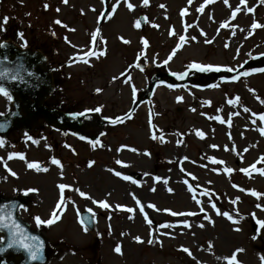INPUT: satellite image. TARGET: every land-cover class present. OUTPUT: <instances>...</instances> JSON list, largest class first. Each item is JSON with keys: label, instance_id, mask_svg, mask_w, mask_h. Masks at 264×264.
<instances>
[{"label": "rangeland", "instance_id": "374dc122", "mask_svg": "<svg viewBox=\"0 0 264 264\" xmlns=\"http://www.w3.org/2000/svg\"><path fill=\"white\" fill-rule=\"evenodd\" d=\"M104 5L103 0H0V43L11 40L47 52L54 72L64 71L59 93L80 111L88 107L84 130L101 134L95 148L72 135L64 144L57 131L39 120L27 133L19 129L0 137V192L30 197L21 215L49 240L47 264H264V4L149 0L145 6L143 0H111L108 5L115 11L101 23ZM140 14L147 16L144 28L135 26ZM57 20L64 24L56 26ZM254 23L260 27L253 28ZM70 24L73 43H66L63 27ZM75 53L79 59L67 67ZM192 63L221 71L200 72L188 67ZM159 71L187 74L176 87L167 79L158 82L161 97L155 91L129 118L98 128L94 117L129 113ZM231 72L236 79L229 78ZM98 107L100 112L94 110ZM10 108L11 101L0 94V113ZM53 158L62 168L52 164ZM89 162H94L91 167ZM28 163L48 171L29 169ZM252 168L258 179L249 174ZM60 184L69 186L62 203ZM100 201L109 207H100ZM84 210L95 217L93 230L81 222ZM53 212L58 218L52 225L37 226L35 217L47 220Z\"/></svg>", "mask_w": 264, "mask_h": 264}, {"label": "water", "instance_id": "95a60500", "mask_svg": "<svg viewBox=\"0 0 264 264\" xmlns=\"http://www.w3.org/2000/svg\"><path fill=\"white\" fill-rule=\"evenodd\" d=\"M108 12V10L105 11L104 19H106ZM145 21V16H141L140 22L142 26L145 25ZM2 45L4 46L0 47V73H5V75L0 76V86L4 87L11 94L15 101V110L8 115L0 116V135L6 136L11 129L18 126L29 129L37 116L44 115L50 123L74 127L78 131L79 137H81L83 123L80 115L64 114L45 107L42 103L44 98L51 92L52 87L51 76L46 68L47 61L45 56L37 50L20 49L12 42H5ZM164 75V73H159L152 77L151 85L147 88L145 94L142 95V98L151 96L156 79H162ZM13 76L16 79H13ZM168 76L172 78L171 75ZM233 76L235 74H232ZM21 108L26 111L27 116L21 115ZM72 116H74L76 125H73ZM107 122V120H102L101 124L103 125ZM28 201V198L25 196L8 197L0 194V207L8 205L6 211L11 212L31 235L38 236L43 242V249L40 253L42 259L30 261L24 250L15 247L8 248V230L0 229V231L5 233V239L0 244V248L5 249V251L0 252V264H15L14 261L7 260V256L10 254H22L23 260L20 264H46L49 260L51 250L45 237L39 231L32 230L29 224L19 216L20 206L27 205ZM82 219L89 228H93L94 220L89 212H84Z\"/></svg>", "mask_w": 264, "mask_h": 264}, {"label": "snow or ice", "instance_id": "6c2138e0", "mask_svg": "<svg viewBox=\"0 0 264 264\" xmlns=\"http://www.w3.org/2000/svg\"><path fill=\"white\" fill-rule=\"evenodd\" d=\"M65 3H67V0H64ZM148 2L149 0H143V4L145 6L148 5ZM208 2H211V0H208ZM224 2L227 4L228 0H224ZM241 2L243 3L244 0H241ZM260 2L262 4H264V0H260ZM189 3H191V0H189ZM129 9H132L133 5L132 4H128L127 5ZM45 7H47V5H45ZM161 7H164L163 5H161ZM112 11H115V6L112 7L111 9ZM249 11H251V9H248ZM198 11H203V6L198 9ZM237 11H239V9H237ZM182 15L184 13H181ZM233 16H235V12H233ZM7 20H8V17H4L3 18V21L2 23L6 24L7 23ZM57 24L61 23L60 21H56ZM140 21L137 20L136 21V24L135 26L137 28L140 27ZM155 27H158L156 25H154ZM224 26V25H222ZM253 28H257V27H260V25L258 24H253L252 25ZM98 32L99 30H97V32L93 33L92 34V39L93 41H95L96 39V36L98 35ZM21 37H22V34H21ZM192 39H195V37H192ZM180 41L181 42H184L185 41V37L184 36H180ZM127 43V41H125ZM145 45H147V41L144 40L142 41ZM208 43H210L211 41H206ZM4 45H0V47H3ZM227 47V45H225ZM182 47V43L181 44H177L176 48L172 50L171 54L169 55L168 59H172V57H174L176 55V51ZM96 53H92V55H95ZM104 53L101 52L100 55H103ZM83 59V58H81ZM87 62V61H85ZM165 63H167V60L165 61ZM137 67H140V65H136ZM189 68H194L200 72H211V71H221V68L219 66H213V65H205V64H198V63H192L188 66ZM226 71H233V69L229 68V69H226ZM255 71V70H254ZM261 71H264V70H261ZM187 73H180V74H177V73H173V75H177L178 78H183L184 75H186ZM5 75V73H0V76H3ZM245 75H247V73H245ZM13 79H16L15 76L12 77ZM233 79H236V77H233ZM215 86V85H213ZM171 87V85H170ZM101 91L100 89H97V92ZM133 92H135V88L133 87ZM0 94H3L5 96L8 97V99H11V96L9 95L8 91L0 86ZM178 100L182 99L180 97L177 98ZM262 103H264V101H261ZM96 112H100L101 109L98 107L96 109H94ZM244 111H248L247 108L244 109ZM131 111L127 114H125V116L123 118L121 117H117L115 119H112L110 122L113 123V124H117V123H120L122 122V119H127L131 116ZM216 119H221L220 117H216ZM261 119H264V116L261 117ZM221 122L223 123V120L221 119ZM230 123V122H229ZM261 131V134L264 135V128H261L260 129ZM197 135L200 136L201 138L204 137V133L202 131H199L197 130ZM158 137H156L155 135H153V139H157ZM81 139H83V137H81ZM162 139V137H161ZM92 143V146L95 148L97 146V144L99 143L98 141L96 142H91ZM179 143V141H178ZM3 144V141L0 140V145ZM102 146V145H101ZM212 147H216L215 145H213ZM133 151H135V149H132ZM13 155H20L21 158H23L22 154H13ZM52 164L54 165H57V166H60L62 168V165L60 164V161L53 158L52 159ZM213 162L214 163H223V161H216L215 158H213ZM94 162H89V167L92 166ZM118 164L122 163L121 161H117ZM27 167L29 169H35L36 171H48L47 168H43L41 169V167L38 165V164H35V163H28L27 164ZM254 167V166H253ZM111 171V170H110ZM224 171L228 172V173H231L233 170L231 168H226L224 169ZM242 171H247V170H243ZM62 174V173H61ZM12 175H15V173H12ZM115 175L118 176V177H121L122 174L120 172H115ZM122 178L124 180H132V178L130 176H127V175H124L122 176ZM157 179L159 180L160 178L157 177ZM133 183H135L136 181H132ZM69 187L68 185H65V184H60L58 185V188H59V193H60V201L61 203L63 202V194H64V190L65 188ZM28 191H37L36 189H29ZM76 191L81 195V196H85L86 194L84 192H81L79 189H76ZM168 191H172V189H168ZM189 191H192V188L191 186H189ZM205 194H207L205 192ZM252 195H255V196H259L260 194L259 193H256V192H252L251 193ZM137 204H139L140 202L137 200L136 201ZM100 207H103V208H108L109 205L107 202L105 201H100L98 202ZM233 203H235V201H233ZM14 207V206H13ZM57 208L60 207V204H57L56 205ZM117 207H122L120 205H117ZM149 208H155L154 205H151L149 204L148 205ZM213 208H215V204L212 205ZM259 207V205H258ZM8 208V205H4L2 207H0V229H7L8 230V239H7V247L8 248H18V249H22L24 250V252L27 254V257H28V260L30 261H35V260H38V259H42V256L40 255L42 249H43V242L40 240V238L38 236H34V235H31L27 229H25L17 220L16 218L12 215L11 212H8L6 211V209ZM128 212H132L133 209L131 208H128L126 209ZM139 211L144 213V206L141 205L140 208H139ZM201 211H203V208H201ZM218 214L219 211L217 210ZM173 216H177V215H196V213H177V212H172L171 213ZM224 216H226L229 220H233V217L230 216L228 213H223ZM50 217L49 219L47 220H42L39 216L35 217V222L37 224V226H40V225H43V224H47V225H52L55 220L58 218L55 214V212H53L52 214H50ZM144 218L147 220V214L144 213ZM204 219L206 220H209L210 218L206 215L204 217ZM82 223H84L83 221H81ZM148 223H151V221L149 220ZM233 223H236V221H233ZM185 224H187V222L185 221ZM200 227H203V224L200 225ZM86 230V229H85ZM236 230H239V229H236ZM255 238V237H253ZM4 240V237L3 236H0V241H3ZM136 240L139 241L140 238L139 237H136ZM148 243H152L151 240L148 241ZM5 251L4 248H0V252H3ZM115 251L117 253H120L121 252V248L120 246H117L115 248ZM185 252H188V249H184ZM237 251H242V250H237ZM262 261H264V256L261 257ZM235 260V256L232 257V261ZM230 264H231V261H230Z\"/></svg>", "mask_w": 264, "mask_h": 264}, {"label": "flooded vegetation", "instance_id": "af4514ba", "mask_svg": "<svg viewBox=\"0 0 264 264\" xmlns=\"http://www.w3.org/2000/svg\"><path fill=\"white\" fill-rule=\"evenodd\" d=\"M65 100L63 99L62 96H57L53 95L52 98L49 99L50 104L56 106L58 109L62 111H67V112H77L78 110L76 109L75 102H66V105L63 104Z\"/></svg>", "mask_w": 264, "mask_h": 264}, {"label": "bare ground", "instance_id": "6f19581e", "mask_svg": "<svg viewBox=\"0 0 264 264\" xmlns=\"http://www.w3.org/2000/svg\"><path fill=\"white\" fill-rule=\"evenodd\" d=\"M170 1H172V2H181L182 0H170ZM197 1L198 0H191V2H194V3H196ZM245 13H247V12H245ZM240 14H243V12H240ZM156 93H157V96L161 97L162 94H163V90H157ZM174 153L176 154L177 150H174ZM249 174L252 175L253 178L256 177V179H258L257 178V172H255L253 168H252V170H251V172ZM261 177L264 178V175H261ZM190 182L192 183L191 180H190ZM189 186H190V184H188V188H189Z\"/></svg>", "mask_w": 264, "mask_h": 264}]
</instances>
